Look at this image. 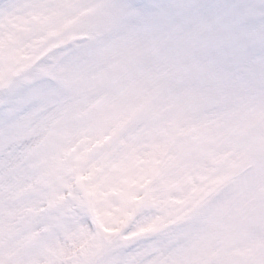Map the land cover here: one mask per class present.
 <instances>
[{
	"label": "snow or ice",
	"instance_id": "1",
	"mask_svg": "<svg viewBox=\"0 0 264 264\" xmlns=\"http://www.w3.org/2000/svg\"><path fill=\"white\" fill-rule=\"evenodd\" d=\"M128 22L199 66L216 102L264 98V0H120ZM59 83L0 90V264H264V206L227 222L170 219L168 182L141 157L70 156L54 144Z\"/></svg>",
	"mask_w": 264,
	"mask_h": 264
},
{
	"label": "rangeland",
	"instance_id": "2",
	"mask_svg": "<svg viewBox=\"0 0 264 264\" xmlns=\"http://www.w3.org/2000/svg\"><path fill=\"white\" fill-rule=\"evenodd\" d=\"M119 3L0 0V90L48 77L28 67L32 58L18 59L21 47L44 36L46 50L65 43L67 61L51 78L72 95L49 114L56 146L70 156L143 158L134 170L165 178L167 213L179 223L258 214L264 98L248 91L216 102L199 82L195 58L129 23Z\"/></svg>",
	"mask_w": 264,
	"mask_h": 264
},
{
	"label": "bare ground",
	"instance_id": "3",
	"mask_svg": "<svg viewBox=\"0 0 264 264\" xmlns=\"http://www.w3.org/2000/svg\"><path fill=\"white\" fill-rule=\"evenodd\" d=\"M13 9L17 10V6L13 7ZM17 22L21 23L19 20L14 21L15 24H17ZM37 43H38V40H33L26 47L21 49V51L18 53L19 57H29V55H31Z\"/></svg>",
	"mask_w": 264,
	"mask_h": 264
}]
</instances>
